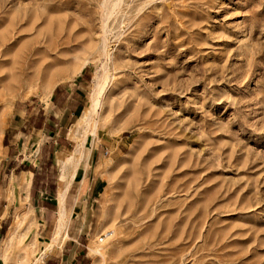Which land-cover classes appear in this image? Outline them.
Returning a JSON list of instances; mask_svg holds the SVG:
<instances>
[{"label": "rangeland", "instance_id": "obj_1", "mask_svg": "<svg viewBox=\"0 0 264 264\" xmlns=\"http://www.w3.org/2000/svg\"><path fill=\"white\" fill-rule=\"evenodd\" d=\"M58 84L61 116L82 105L57 128L67 149L109 151L104 193L71 223L87 264H264V0H0V264L50 253L34 211L33 252L8 244L32 206L4 146L15 108Z\"/></svg>", "mask_w": 264, "mask_h": 264}, {"label": "crops", "instance_id": "obj_2", "mask_svg": "<svg viewBox=\"0 0 264 264\" xmlns=\"http://www.w3.org/2000/svg\"><path fill=\"white\" fill-rule=\"evenodd\" d=\"M58 86L59 84L51 91L46 101L47 107L36 101L15 108L14 118H18L19 123L10 131L12 142L8 140L9 143L4 148L6 156L14 153L13 157L20 159L18 164H24V170L19 176L11 175L7 185L12 190H23L24 199L28 198L29 207L32 206L27 211L31 210V215L34 211V217L40 221L41 227L49 229V236L42 237L46 238L47 243L52 240L59 218V191L64 190L62 205L66 225L68 217L67 229L65 225L68 239L58 241V245L52 247V250L48 245L45 246L50 253L44 255L42 264H87V255L79 249L80 228L74 234L71 223L78 206H83L79 214L83 212L86 215L106 189L107 169L104 162L108 154H104V149L107 145L102 139H98L97 143L92 141L83 150L78 161L76 155H73L75 147L67 149L72 146L69 143L72 140L68 135L60 138L56 134L57 128L64 124L69 114L74 116L82 105L75 98L61 116L56 107V104L63 103L62 99L59 100L61 89ZM63 89L69 99L72 95L71 88ZM74 162L77 163L75 168ZM21 214L22 212L14 216L8 237L16 223L15 218L18 216V220H22ZM30 219L34 224L31 216ZM61 238L63 239L62 234L59 235V239Z\"/></svg>", "mask_w": 264, "mask_h": 264}, {"label": "bare ground", "instance_id": "obj_3", "mask_svg": "<svg viewBox=\"0 0 264 264\" xmlns=\"http://www.w3.org/2000/svg\"><path fill=\"white\" fill-rule=\"evenodd\" d=\"M49 89H51V85H49ZM103 91V83L101 80H99L97 83H96V90L94 91V93L92 94V104H91V108H90V114H95L96 113V110H98V108L100 107V102H99V96L100 94L102 93ZM104 93V92H103ZM89 111V110H88ZM89 113V112H88ZM89 115V116H91ZM82 122L85 123V126L87 128H89L91 126V118L88 117V116H83ZM95 122V121H94ZM98 124L99 123H94V127L97 129L98 127ZM89 130V129H88ZM87 131V130H86ZM94 131V130H93ZM91 133V132H90ZM78 148V147H76ZM75 148V149H76ZM74 149V150H75ZM74 155H76L77 157V161L80 159V156H81V151L80 149H78ZM71 160V159H70ZM65 164V162H64ZM77 163L74 162V168L76 166ZM73 171V170H72ZM61 176V175H60ZM72 176V175H71ZM70 177V176H69ZM64 193L65 191L64 190H60L59 191V218H58V221H57V224H56V227H55V230H54V235L52 236V240L48 242V247H50L52 249V247H54L55 245H58V241H62L65 239L66 237V234H65V225H66V218L64 217L63 215V198H64ZM21 219L22 220H18V216L15 218L16 220V223L14 224L12 230H11V233H10V237H8V244L10 246H12L14 243L15 245L20 249V254L23 256V257H27L29 255L30 252H33L35 246H36V235L35 234H30V228H32V222L30 221V224H29V229L28 227L25 228L22 232H16L14 228L18 227L23 219H27L28 217L31 216V210H28L27 212H25L24 214H21ZM62 234L63 235V239H59V235ZM114 235V232H110L109 234H107V241L113 237ZM101 241V240H100ZM104 247L103 245L101 244H97V243H94L93 242V248H92V252L94 254H98L100 256H103V250H104ZM49 248V249H50ZM18 249V250H19ZM45 254V253H44ZM14 262L12 264H23L25 262H20L18 260L15 261L14 258L12 257H6L5 258V262ZM8 264H11V263H8Z\"/></svg>", "mask_w": 264, "mask_h": 264}, {"label": "built area", "instance_id": "obj_4", "mask_svg": "<svg viewBox=\"0 0 264 264\" xmlns=\"http://www.w3.org/2000/svg\"><path fill=\"white\" fill-rule=\"evenodd\" d=\"M104 154H105V155H107V154H108V152H107V151H105V152H104ZM11 264H12V263H11Z\"/></svg>", "mask_w": 264, "mask_h": 264}]
</instances>
